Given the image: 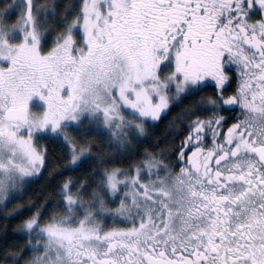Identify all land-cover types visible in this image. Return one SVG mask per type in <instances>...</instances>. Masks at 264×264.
<instances>
[{
  "label": "snow or ice",
  "instance_id": "6c2138e0",
  "mask_svg": "<svg viewBox=\"0 0 264 264\" xmlns=\"http://www.w3.org/2000/svg\"><path fill=\"white\" fill-rule=\"evenodd\" d=\"M0 6V61L8 65L0 66L5 204L44 164L45 154L34 146L38 136H61L63 129L79 127L85 118L97 121L101 114L105 127L115 123L121 129L129 123L121 108L155 122L170 100L207 86L209 78L217 88L215 98L198 102L213 115L188 123L179 158L189 147L195 150L186 166L173 174L149 164V175L155 167L157 179L146 184H139L138 169L131 180L138 190L124 193L115 210L94 190L87 208L79 192L66 194L65 214L44 227L38 211L23 229L25 248L42 253L27 264H264V0H83L76 19L57 33L46 54L41 48L49 29L40 30L38 21L54 9L34 0H0ZM17 7L15 23L7 24ZM256 14L260 19L248 23ZM231 65L242 80L236 94L225 98L224 69ZM236 105L244 118L223 133L226 118L216 110ZM135 127L143 133L142 125ZM209 133L211 147H196ZM62 139L69 143L67 135ZM72 151L75 166L89 150ZM118 173L106 176L113 196L128 184L116 179ZM70 186L65 183L63 191ZM22 211L17 207L9 215ZM108 216L131 227L105 231L97 217ZM20 256L5 253L14 264Z\"/></svg>",
  "mask_w": 264,
  "mask_h": 264
},
{
  "label": "trees",
  "instance_id": "16d2710c",
  "mask_svg": "<svg viewBox=\"0 0 264 264\" xmlns=\"http://www.w3.org/2000/svg\"><path fill=\"white\" fill-rule=\"evenodd\" d=\"M34 2L54 9L53 14L43 16L44 22L39 23L42 29H49L50 36L46 41H49V38L53 39L61 31L60 28L65 26L67 18L76 14L82 5V0H34ZM8 3V0H4V4ZM19 14L18 9H15L8 17L16 18ZM166 123L165 118L156 123H148L144 133L137 135L134 140L128 139L122 151L117 146L120 142L110 143L104 136L96 134L91 136L89 132H86L85 136H76L75 146L89 151L87 158L75 166L69 162L71 153L64 141L55 139L53 135L44 137L42 140L45 156L40 172L28 179L18 196H11L8 202L0 207V264H14V259H5V253H10L13 258L17 253H21L20 264L27 263L32 251L25 248L28 236L22 230L24 222L38 211L41 212L39 219L41 223L56 216L58 207H61L60 213L65 210V204L62 202L69 192L60 191L65 183L71 182L72 193L76 192L77 196L79 192V199L87 208L94 190L97 192L99 190L98 185L103 171L120 166L130 170L135 161L143 160L147 155H153L160 160L165 159L172 139ZM123 161L126 163H122ZM17 207L23 211L10 216L9 213ZM60 216L61 214L57 215V218Z\"/></svg>",
  "mask_w": 264,
  "mask_h": 264
},
{
  "label": "rangeland",
  "instance_id": "374dc122",
  "mask_svg": "<svg viewBox=\"0 0 264 264\" xmlns=\"http://www.w3.org/2000/svg\"><path fill=\"white\" fill-rule=\"evenodd\" d=\"M8 1H9V3H12V0H8ZM34 3H36V2H34ZM82 3H83V0H82ZM80 8H79L78 11H76V14L74 13V15L72 14V15H70L67 18L66 23H64L65 26L62 29L60 28L61 31H63L64 29H66L68 27V25H70L76 19L77 14L80 12ZM16 9H18V12L20 13L21 9L18 8V7ZM17 17L18 16H16V18H12V19L9 18V17H7L6 18V23L9 24V25H12L13 24L12 22L15 23ZM43 18L44 17L41 16L40 20L38 21V25H39L40 22L41 23L44 22V19ZM39 27H40V30H44V29L41 28V26H39ZM49 36H50V34L47 35V38ZM54 38L53 39L49 38V41H46V39H45L42 42L41 51L44 54H46L49 51V49H51L53 47ZM77 39H80L79 34H77ZM18 42H19L18 39L12 41V43H18ZM44 45L46 46L45 48H44ZM77 46H80V45H77ZM0 66L7 67L8 65L6 63L0 61ZM166 74H167V67L162 69L161 76L166 75ZM32 110H33V112H38V113L39 112H43L42 108H40V107H33ZM120 115L123 116V118H124L125 121L129 122V123L124 124L121 129H117L115 123L111 127H105L104 122H103V116L101 114L100 119L97 120V121H90L89 119L85 118L79 124V127H71V128L63 129L61 136H53V137L55 139H58V140H62L63 141L62 136L63 135H67L68 136L69 143H67V145H68V148H69L68 150L71 153L70 159H69L70 164H71V157L74 154L73 151H72L73 147L75 148V150H76L75 151V154H77V155L82 150L81 148L77 147V145L75 146V142L77 140L76 139V136L77 137H81L82 135L85 136L86 135V132L87 133L89 132L91 134V136H94V134L99 135V136H104L105 137L104 138L105 140H109V142L110 143H113V144H115V142H120L117 146L122 151V150H124V146H125L127 140L129 139V141H131L132 139L134 140L135 138H137V135H139V136L142 135L144 133V131L146 130L145 129V126L148 123H151V121L150 120H147V121L142 120V119L138 118V116L132 115L130 109H125V108H121L120 109ZM116 123H119V121H116ZM137 124L142 125V127H143V133H141L140 130L135 127V125H137ZM89 125H91V126L89 127ZM46 136H52V134H50V133H48V134H42V135L38 136L35 139L34 146L37 149V151H40L42 153L45 152L44 146H43V140L42 139L44 137H46ZM114 152H116V151H114ZM97 156H98V154H97ZM98 158H99V156H98ZM149 164H153V165L159 164V165H161L159 163L158 158H155V157H152V156H146L141 162L134 164L135 166L132 167V169H130V170H125V169H123L124 167L121 169V166H120L118 168L117 167L112 168L114 170L111 169V170H106V171H103L102 172L103 175L101 176V181L99 182V184L100 185L101 184H104L105 185V189L104 190H100L99 189L98 190V193H99L100 196H103L106 199V207L108 209H110V210L117 209L119 207V205H120L121 198L124 196V193L130 192V191H134V190H138V186H137L136 189H133V187L131 185V180H132L133 177H135L137 175V170L138 169L140 171L139 184H146L150 180L157 179V173H156V168L155 167L152 168V174L149 175V168H148V165ZM166 168H167V166H166ZM115 170H119V173L116 176V179L117 180H120V181H127L128 184H127V186H125L123 184L119 185L118 186L119 187L118 194H116L115 196H113L110 192L107 191V188H106V176H107V174H110V173L114 172ZM167 171H169V170L167 169ZM165 174H166V172L163 171V170L159 172V176H161V177L164 176ZM29 178H31V177L25 178V181L21 185L19 191L17 193H15V194L11 195V196H18V194L23 190L25 184H27V181H28ZM60 191H63V187L61 188ZM63 192H65V191H63ZM67 192H69V193H67ZM66 193L72 195L73 197L76 196L75 195L76 192L72 193L71 186L66 191ZM64 199H65V197H64ZM64 199H63V201H64ZM8 200H7V202H8ZM129 202H130V199H129ZM4 205H5V203L3 201H0V207L1 206H4ZM60 210H61V207H58V209H57V212L58 213L55 214L56 217H57V215H60L61 214V216H62V215L65 214L64 213L65 210L62 211L63 213L62 212L60 213ZM82 215H83V212H81V216ZM98 220H100L103 223V227L106 226V225L114 224L112 222V217L111 216H108L106 220H104L102 217L99 218ZM49 222L50 221L41 222V223H39V226L40 227H44ZM115 225H117V224L115 223ZM22 230H24V229H22ZM33 242L35 243V241H33ZM41 243H43L42 240H41ZM41 253H42V249L39 252H32L31 258L33 256H35V255H40ZM23 264H27V263H23Z\"/></svg>",
  "mask_w": 264,
  "mask_h": 264
},
{
  "label": "flooded vegetation",
  "instance_id": "af4514ba",
  "mask_svg": "<svg viewBox=\"0 0 264 264\" xmlns=\"http://www.w3.org/2000/svg\"><path fill=\"white\" fill-rule=\"evenodd\" d=\"M260 19V15H252L249 19L248 23H253ZM46 46L44 45V48ZM49 47V46H48ZM50 50V49H49ZM226 59V57H225ZM6 68V67H5ZM174 70V65L172 67H167V74ZM225 75L229 77V81L226 83V86L223 90V96L228 98L237 92V88L239 83L242 80V77L239 73V70L234 66H226ZM175 92V88L173 87L169 96ZM217 96V88L215 86V82L212 81L210 78L207 81V86L196 90L192 94L182 95L179 99L170 100V107L166 111L165 114H162L161 118H165L167 122V128L171 138V145L167 150V154L165 155V159H161L159 163L161 165L167 166V169L175 174L178 173L181 167L186 166L187 163V156L191 154L192 151L195 149L193 147H189L185 152L184 159L181 160L180 157V150L182 146V141H184L188 135L190 129L188 128V123L199 117L200 119H207L208 117L213 115V109H201L198 102L203 99L207 101L209 98H215ZM42 108V107H40ZM42 110H44L42 108ZM190 110V112H189ZM216 115L224 116L225 122L222 124V132L226 133L227 129L237 122V119H243V113L239 105L236 106H228V110H216ZM159 119V120H160ZM158 120V121H159ZM158 121H155L158 122ZM223 136H221V140ZM212 141L210 133L205 138L202 145H196V147H203L205 150L211 147ZM138 157V155L136 156ZM140 161H135L139 163ZM122 163H126L123 161ZM125 166V165H122ZM104 226V230L108 231L113 227L117 228H127L131 227V224L125 223H116Z\"/></svg>",
  "mask_w": 264,
  "mask_h": 264
}]
</instances>
